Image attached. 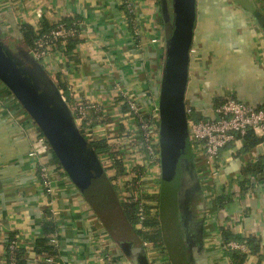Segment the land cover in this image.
<instances>
[{
    "label": "crops",
    "instance_id": "obj_1",
    "mask_svg": "<svg viewBox=\"0 0 264 264\" xmlns=\"http://www.w3.org/2000/svg\"><path fill=\"white\" fill-rule=\"evenodd\" d=\"M252 2L264 18V0ZM63 18L77 21L79 42L71 56L53 49L40 62L55 83L65 82V89L57 86L67 103L70 99L93 108L91 140L117 143L121 162L127 168L145 167L149 191L158 193L159 165L150 162L158 154L147 152L140 128L146 122L138 115L151 119L147 126H157L165 58L160 0H0V26L18 45L26 44L25 24L38 29L44 19L54 23ZM191 48L188 118L213 119L214 108L228 98L251 109L264 107V25L252 14L232 0H196ZM128 99L135 101L139 114L130 110ZM263 142L246 150L237 137L211 164L201 149L193 151L206 204L200 211L205 218L204 256L193 264H230L228 250L219 242L221 238L224 245L221 228L237 239L254 238L256 251L244 264H264V170L243 174L249 164L264 163ZM150 144L157 148L155 128ZM98 155L102 163L108 160L106 154ZM106 170L112 176V169ZM44 178L50 191H45ZM218 196L229 200L219 207ZM46 211L59 228L55 264H129L34 122L0 83V264H8L12 234L25 250V264H44L35 241ZM158 264H171L168 255Z\"/></svg>",
    "mask_w": 264,
    "mask_h": 264
},
{
    "label": "water",
    "instance_id": "obj_2",
    "mask_svg": "<svg viewBox=\"0 0 264 264\" xmlns=\"http://www.w3.org/2000/svg\"><path fill=\"white\" fill-rule=\"evenodd\" d=\"M232 1L264 25L252 0ZM160 4L165 23V58L156 104L157 216L163 248L171 264H193L204 256L205 218L200 211L206 208L185 102L196 0H160ZM6 35L0 26V83L34 122L64 174L128 263L150 264L143 241L126 218L105 166L81 133L60 89L32 49L23 44L15 52L3 41ZM219 242L224 247L221 238Z\"/></svg>",
    "mask_w": 264,
    "mask_h": 264
},
{
    "label": "trees",
    "instance_id": "obj_3",
    "mask_svg": "<svg viewBox=\"0 0 264 264\" xmlns=\"http://www.w3.org/2000/svg\"><path fill=\"white\" fill-rule=\"evenodd\" d=\"M67 27H72L76 30V33L73 36H70L62 42V40H55L54 41V48L52 50H62L68 56H71L73 49L75 48L76 44L79 42L77 38V31H78V24L77 21L73 19L63 18L59 20ZM56 22L51 23L47 20H43L41 27L38 29H34L32 26L25 24L22 27V34H23V42H25L29 47L33 48L35 45V41L44 33L48 32L50 29L56 26ZM11 46H14L10 44ZM56 85L60 86L61 89H65V82L61 79L57 80ZM68 99V98H67ZM68 104L70 108H73L75 105L74 101L68 99ZM83 104V103H82ZM93 108L90 107L87 109V114L84 119L81 120L80 123V131L83 135H85L84 126H89L93 128L91 125L93 115L91 112ZM124 110H127V106L124 105ZM140 119L146 122L147 125L151 123L150 118H146L143 114L138 115ZM143 141L145 140V132L141 130ZM245 142V149L252 148L264 141V134H258L253 130H247L245 134L239 136ZM94 150L99 154H106L108 160L104 161V165L106 169H112L113 175L110 176V180L112 185L118 195V190L125 191L132 190L134 193H139V199H135V194L129 196L126 201L122 204V208L124 214L128 221L134 226L135 233L142 239V241H146L148 243L153 244L156 248L162 246L161 241V233L159 229V222L157 216V208H158V193H147L144 190L150 183V180L144 179L143 176L145 175V167H135L133 168L134 172L124 173L123 169L121 168V158L119 154V146L117 143H112L110 145L106 140L99 139V140H89ZM145 143V141H144ZM157 154V152H156ZM153 158V157H152ZM150 158V162L152 164L158 163V158L156 157L155 160ZM264 170V163L260 162L257 164H249L244 168L243 174L247 172L253 173H262ZM126 175H130V179L127 180ZM122 177L123 186L120 187L116 185V182L120 180ZM46 178L43 179L45 181ZM47 180V179H46ZM246 180H242V189L244 188L243 184ZM45 191L47 192V188L45 187ZM229 198L224 196H218L216 198L217 204L221 207L225 201H228ZM155 209V211H153ZM138 223H140V227H135ZM41 236L38 237L35 241V252L38 256H41L44 259V264H55L58 254V248L56 241L58 239L59 228L58 223L52 217L50 211H46L45 218L41 223ZM221 235L224 239V246L229 243L230 239H234V242L244 244L246 246V251H241L238 249H229L227 251V255L230 261V264H244L247 259L248 254L253 253L256 251V241L254 238L249 237L244 240L234 238L232 234L226 228H221ZM11 240H13L14 235L10 236ZM9 242V243H10ZM8 243V245H9ZM7 245V255L9 252ZM225 248V247H224ZM226 250V249H225ZM15 264H25V250L22 248H15L13 251Z\"/></svg>",
    "mask_w": 264,
    "mask_h": 264
},
{
    "label": "built area",
    "instance_id": "obj_4",
    "mask_svg": "<svg viewBox=\"0 0 264 264\" xmlns=\"http://www.w3.org/2000/svg\"><path fill=\"white\" fill-rule=\"evenodd\" d=\"M56 26L50 29L48 32L42 34L36 41L32 49L35 57L39 59L46 58L50 50L54 48L55 40H62L73 36L76 33L74 28L65 26L62 22H56ZM194 52L191 48L190 54ZM130 110L134 113H140L139 107L134 100H126ZM75 106L71 108L76 121H81L86 117L87 109L91 106L84 105L80 102H75ZM190 113V110H187ZM215 118L213 119H201L193 120L188 118L189 124V137L192 143L194 151V145H197L199 149L203 151L206 161L211 164L214 163L218 157L220 150L228 143L236 140L237 137L242 136L247 130H253L258 134H264V107L259 109H251L242 102H239L233 98H228L219 103L215 108ZM80 128V126H79ZM140 128L145 132V140L147 152L150 155H156L157 148L150 144V138L152 137V128L157 129V126H147L143 124ZM88 140L92 138V134L85 130L84 135ZM158 154V153H157ZM158 157V155L156 156ZM41 174H44V169H40ZM144 179H148L145 175ZM47 191H50L49 182L45 179L43 181ZM144 192L151 193L149 191V185ZM135 199H139V193H134ZM127 196V197H129ZM155 211V209H153ZM141 225L138 223L135 227L139 228ZM146 249L147 258L150 264H158V260L165 256L166 252L163 246L155 247L153 244L143 241ZM17 241L14 238L8 245L7 263L15 264L13 251L17 248ZM226 250L238 249L246 251V246L237 242H229L224 246Z\"/></svg>",
    "mask_w": 264,
    "mask_h": 264
},
{
    "label": "rangeland",
    "instance_id": "obj_5",
    "mask_svg": "<svg viewBox=\"0 0 264 264\" xmlns=\"http://www.w3.org/2000/svg\"><path fill=\"white\" fill-rule=\"evenodd\" d=\"M14 36H15V35H14ZM14 36H13V37H14ZM2 38H3V41H4L5 43H7V44L10 46V48H12L15 52L17 51L18 44H19L17 41L13 40V38H11L9 35L3 36ZM10 44H12V45H14V46H11ZM46 58H47V56H46ZM39 60H40L41 62H43V61H45V58H43V59H39ZM192 119H193V118H192ZM193 120H195V119H193ZM83 128H84L85 130H87L89 133H91V130H92L91 127H89V126H84ZM91 134H92V133H91ZM198 149H199V147H198L197 145H194V151L196 152V150H198ZM119 154H120V153H119ZM143 154H144V152H143ZM122 164H123L124 169H125L126 172H129V173L134 172V171H133V167L127 168V167L124 165V162H123V163H122V162L120 163L122 169H123ZM124 169H123V170H124ZM40 172H41V171H40ZM113 174H114V173H113V171H112V175H113ZM119 177H120V176H119ZM122 177H123V176H122ZM122 177H120V178H122ZM130 177H131V176L126 175V178H125V179L129 180ZM116 185H118V186H123V181H122V179H121V181L116 182ZM130 194H132V190H130V191H125V189H123L122 191H119V190H118V198L120 199V201H121L122 204L126 201V199L128 198L127 196H129Z\"/></svg>",
    "mask_w": 264,
    "mask_h": 264
}]
</instances>
